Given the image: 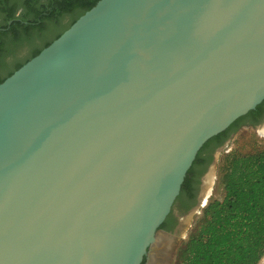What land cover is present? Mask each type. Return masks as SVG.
Masks as SVG:
<instances>
[{
	"label": "water",
	"instance_id": "obj_1",
	"mask_svg": "<svg viewBox=\"0 0 264 264\" xmlns=\"http://www.w3.org/2000/svg\"><path fill=\"white\" fill-rule=\"evenodd\" d=\"M263 101L264 0H99L0 83V264H169L199 151Z\"/></svg>",
	"mask_w": 264,
	"mask_h": 264
},
{
	"label": "trees",
	"instance_id": "obj_2",
	"mask_svg": "<svg viewBox=\"0 0 264 264\" xmlns=\"http://www.w3.org/2000/svg\"><path fill=\"white\" fill-rule=\"evenodd\" d=\"M98 1L48 0L40 3V0H21L5 8L2 0L0 83L58 38ZM20 7H23V11L17 16ZM63 13L69 14L71 19L65 26L57 28L59 16ZM48 23L54 26L50 30L54 32L52 37L37 44L38 38L46 35L44 27ZM26 46L31 48L29 54L17 58L18 51ZM260 105L249 114L254 113ZM249 114L238 118L203 145L188 171L175 205L182 202L190 174L204 161L202 155L239 130ZM219 172L222 196L205 206L188 239L179 249L174 264H258L264 257V144L253 140L250 151L235 150L228 154ZM173 211L162 228L173 230Z\"/></svg>",
	"mask_w": 264,
	"mask_h": 264
},
{
	"label": "flooded vegetation",
	"instance_id": "obj_3",
	"mask_svg": "<svg viewBox=\"0 0 264 264\" xmlns=\"http://www.w3.org/2000/svg\"><path fill=\"white\" fill-rule=\"evenodd\" d=\"M20 1L21 0H3V4H2L1 3L2 0H0V5L2 4L3 6H5V8H9L11 6H14V4L19 3ZM46 1L48 0H40V3H46ZM22 11H23V7L18 8V12L16 15L20 16ZM66 15L67 13L61 14L59 16L60 17L59 21L61 20L62 17ZM51 24L48 23L47 26L44 27L46 34H49L51 28L54 27V26L51 27L50 26ZM51 37L52 36H50V38ZM263 125H264V101L261 103L260 107L254 113L249 114L244 119V123L242 126L257 128ZM231 135L232 133L228 137L224 138L223 141L221 140L222 142L216 145V148H214L213 150H207L202 155L204 161L200 163V165L196 167L194 171L190 174L189 182H188L189 185L185 191L182 202L179 203V208L175 211L176 205L173 207L174 209L173 214L175 218L173 230H167L164 228L166 231L177 233L182 229L184 220H187L188 216L191 217L194 216L196 214V210H199L202 208V206H204L205 204L204 201L205 199L207 200L206 197L208 195L205 186L206 179L208 176H213V172L215 174L213 166L215 167L217 166V161L221 154V150H223L225 146H227L231 142ZM261 264H264V261H262Z\"/></svg>",
	"mask_w": 264,
	"mask_h": 264
},
{
	"label": "rangeland",
	"instance_id": "obj_4",
	"mask_svg": "<svg viewBox=\"0 0 264 264\" xmlns=\"http://www.w3.org/2000/svg\"><path fill=\"white\" fill-rule=\"evenodd\" d=\"M71 19V16L69 14H67L66 16L62 17L59 23V27L61 26H65ZM57 31V30H56ZM54 32H49V34L44 35L41 38H38L37 40V44H41L42 42H44L46 39L50 38V36L53 35ZM31 48L29 47H24L22 49H20L18 51V55L17 58H23L26 55L29 54ZM263 126H259L257 128H251V127H244L242 126L239 130H237L236 132L232 133L231 135V142L225 146V148L223 150H221V154L218 158L217 161V166H213V169L215 171V174L213 172V176L214 178H212V183L211 185L206 189L209 191V195L206 197V204H204V206H202L201 209H199V211L190 218V220H184V224L183 227L180 231H178L177 233H172L175 236V239L172 242V248L174 249V251H176L174 253V255H172V258L169 262V264H174L176 262L177 259V255L179 252V249L182 247L183 243L188 239V236L193 228L194 223L196 222V220L199 218V216L202 214L203 209L205 208V206L213 199L215 198H220L222 196V189H221V184H220V167L222 165V163L224 162V159L226 158V156L232 152H234L235 150H241L242 152H247L250 151L251 147H252V142L253 140L258 141V143L264 144V134L261 132ZM207 191V193H208ZM179 208V204L176 205L175 207V211ZM262 261H264V257L262 258V260L258 263L261 264Z\"/></svg>",
	"mask_w": 264,
	"mask_h": 264
},
{
	"label": "bare ground",
	"instance_id": "obj_5",
	"mask_svg": "<svg viewBox=\"0 0 264 264\" xmlns=\"http://www.w3.org/2000/svg\"><path fill=\"white\" fill-rule=\"evenodd\" d=\"M211 175H212V173H211ZM212 178H213V176H208L207 177L206 183H205L206 189L211 185V183L213 181ZM206 191H208V190H206ZM208 195H209V191H208ZM205 202H206V199H205L204 203ZM190 218H191V216H188L187 220H190ZM166 245H167L166 240L163 237H160L159 240H158V243L154 247V250H153V253H152V256H151V261H152L153 264H161L160 263L161 262V258L163 256V253H164L165 249H166Z\"/></svg>",
	"mask_w": 264,
	"mask_h": 264
}]
</instances>
